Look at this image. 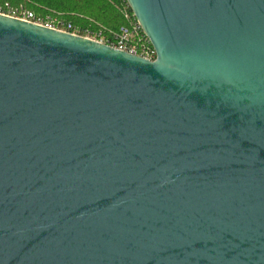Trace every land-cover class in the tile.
Listing matches in <instances>:
<instances>
[{
  "label": "water",
  "instance_id": "1",
  "mask_svg": "<svg viewBox=\"0 0 264 264\" xmlns=\"http://www.w3.org/2000/svg\"><path fill=\"white\" fill-rule=\"evenodd\" d=\"M153 60L0 14V264H264V0H125Z\"/></svg>",
  "mask_w": 264,
  "mask_h": 264
},
{
  "label": "built area",
  "instance_id": "2",
  "mask_svg": "<svg viewBox=\"0 0 264 264\" xmlns=\"http://www.w3.org/2000/svg\"><path fill=\"white\" fill-rule=\"evenodd\" d=\"M127 4V3H126ZM6 14L9 17L20 18L26 22H33L37 25L48 26L50 29L62 30V32L71 35L89 38L118 50L132 53L139 57H144L147 60H153L155 50L152 48L149 40L145 36L131 12H124L123 16L127 20V24L120 26L118 29L107 33H103L102 29H90L89 27L82 28L78 25L70 23L62 18L60 13L50 16L48 14H34L31 9H26L23 5H11L9 2L3 1L0 4V14Z\"/></svg>",
  "mask_w": 264,
  "mask_h": 264
},
{
  "label": "trees",
  "instance_id": "3",
  "mask_svg": "<svg viewBox=\"0 0 264 264\" xmlns=\"http://www.w3.org/2000/svg\"><path fill=\"white\" fill-rule=\"evenodd\" d=\"M11 5L20 4L34 14L54 16L60 13L62 18L82 28H101L109 33L127 24L124 12H131L125 0H0Z\"/></svg>",
  "mask_w": 264,
  "mask_h": 264
}]
</instances>
